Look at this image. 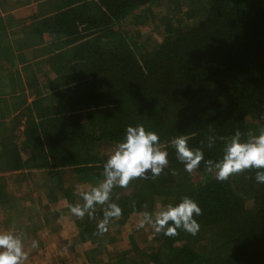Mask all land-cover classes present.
<instances>
[{
  "label": "trees",
  "instance_id": "1",
  "mask_svg": "<svg viewBox=\"0 0 264 264\" xmlns=\"http://www.w3.org/2000/svg\"><path fill=\"white\" fill-rule=\"evenodd\" d=\"M153 1L24 0L37 2L35 13L23 36L11 40L0 15V69L5 63L8 70L15 67V53L26 70L19 88L31 91L19 112L31 156L14 144L0 156V172H19V188L32 181L37 190L58 187L73 200L80 179L102 173L126 127L141 123L159 135L169 165L156 179H134L112 192L122 215L109 226L123 225L133 213L154 212L158 199H167L166 206L188 196L202 209L194 216L198 234L178 230L166 237L153 230L143 249L150 263L264 264V184L256 182V170L220 182L201 162L189 174L170 143L183 134L196 148L209 129L228 138L237 129L264 126V0H205L201 9L191 8L195 0L173 2L171 13L160 18L161 41L139 53L125 25ZM29 49L48 65L31 69L23 53ZM222 148L220 139L211 149L204 146L205 159H220ZM33 172L39 178L32 179ZM6 179L0 176V207L11 199ZM101 219L100 205L94 219H74L77 240L95 244L92 257L115 239L97 234ZM127 258L120 253L107 264Z\"/></svg>",
  "mask_w": 264,
  "mask_h": 264
},
{
  "label": "rangeland",
  "instance_id": "2",
  "mask_svg": "<svg viewBox=\"0 0 264 264\" xmlns=\"http://www.w3.org/2000/svg\"><path fill=\"white\" fill-rule=\"evenodd\" d=\"M23 2L24 0H2L3 6L0 7V13H2L1 16L7 26L6 31L10 40L18 34L19 37L23 36V30L29 27L32 22L31 17L35 13L37 3L23 4ZM173 2L178 3L179 0H154L130 15L129 22L127 21L125 26L128 25V29L132 31L130 34L134 36L133 40L138 42L139 53L150 51L152 46L161 41L162 37L158 30L160 18L171 13ZM204 2L205 0H195L190 6L192 9H201L204 7ZM8 15L11 16L7 17ZM124 23L122 27H124ZM23 53L25 54V61H27L28 66L32 67L31 69L45 68L48 65L47 63L45 66L41 64L39 54L33 53L32 49L24 50ZM12 59L16 64L15 67L8 70L6 66L7 68L5 70L0 69V72L14 74L18 72L24 79L26 70L24 71L23 66L20 65L19 57L14 53ZM21 88L23 87H20L16 94L9 95L16 97L14 102L19 104V112L31 99V91ZM14 132V128L7 131V133ZM24 142V118L19 117V135L7 136L6 143L2 146L3 152L8 154L9 149L15 144L22 156L27 158L31 156V149L25 146ZM5 146L8 147L4 150ZM2 175L8 177L5 181V191L10 194L11 199L5 206L0 207V232L12 231L21 236L27 254V259L23 261V264H107L108 259L111 260V257L120 253H127L128 258L125 264H152L144 257L143 249L149 245L154 229L151 226H146L137 230L135 227L138 214L144 211L133 213L123 225L108 226V231L105 233L106 237L115 239L112 243H107L105 247L100 248L94 257L91 256L90 251L95 247V244L90 241L80 243L77 240L78 231L74 220L76 216L70 212L69 205L82 203L79 188L81 186H95L103 179L102 173H94L86 180L81 178L76 185V195L73 200H70L66 193L58 187L37 190L32 185V181H25V184L19 188V172H0V176ZM31 178H39L38 173L33 172ZM129 185L132 186L133 181ZM118 188L120 187H115L113 191ZM19 190L20 193L22 191L21 197ZM166 201L167 199L164 200V198L158 199L157 206L163 205ZM34 205H39V207L34 208ZM40 215L44 217L45 220L43 221L47 226L44 230L40 228L41 223L39 225ZM34 217L37 219L32 220ZM34 240L38 242V248H32L31 245Z\"/></svg>",
  "mask_w": 264,
  "mask_h": 264
},
{
  "label": "clouds",
  "instance_id": "3",
  "mask_svg": "<svg viewBox=\"0 0 264 264\" xmlns=\"http://www.w3.org/2000/svg\"><path fill=\"white\" fill-rule=\"evenodd\" d=\"M189 139V136L182 134L170 141L176 158L183 163L184 170L189 174L203 162L206 172L214 173L217 181L224 182L232 175L255 169L256 182L264 184V126L255 132L237 129L228 138H218L209 129L206 140H202L201 147L196 148L189 145ZM217 139L223 141L221 158L205 159L203 147L211 149ZM168 155L155 131L146 130L141 123L127 126L125 137L112 147L103 163V179L95 186H81L79 195L83 203L69 205L70 212L79 219L85 216L94 219L97 205L103 206V219L97 223V234L103 235L108 231L110 222L122 215V208L112 202L113 189L127 188L134 179L158 178L169 165ZM201 215L202 209L198 203L184 196L175 205H158L154 212L144 211L138 214L135 227L139 230L151 226L156 233H162L166 237L179 235L178 230L195 236L200 230V224L194 216ZM31 246L38 248L39 244L34 240ZM26 259L21 236L12 231L0 232V264H23Z\"/></svg>",
  "mask_w": 264,
  "mask_h": 264
},
{
  "label": "crops",
  "instance_id": "4",
  "mask_svg": "<svg viewBox=\"0 0 264 264\" xmlns=\"http://www.w3.org/2000/svg\"><path fill=\"white\" fill-rule=\"evenodd\" d=\"M0 15H2V13H0ZM6 66H7V63L4 64L2 69L5 70L8 67ZM18 84H19V73L18 72L15 74L0 72V156L1 157H2V154L5 155V153L3 152L2 146L6 143L7 136L9 135L13 136L15 134H17V136L19 135V104H17L16 101L14 102L16 97L9 96V95H14L18 92L19 90ZM13 128L15 131L14 133H7V131H10ZM15 150L19 151L17 145L15 147ZM12 172H16V171H12ZM38 207L39 205L37 206L34 205V208H38ZM35 219L37 218L34 217V219L32 220H35ZM27 220L30 221L29 218H27ZM39 220H40L39 225L41 223L40 228L43 230L46 229L47 226L44 224L45 221H43L45 220L44 217L40 215ZM39 233L41 232L39 231Z\"/></svg>",
  "mask_w": 264,
  "mask_h": 264
}]
</instances>
